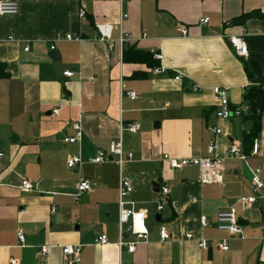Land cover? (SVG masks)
Wrapping results in <instances>:
<instances>
[{
    "label": "crops",
    "instance_id": "1",
    "mask_svg": "<svg viewBox=\"0 0 264 264\" xmlns=\"http://www.w3.org/2000/svg\"><path fill=\"white\" fill-rule=\"evenodd\" d=\"M0 1L19 7L16 16L0 17V65L8 75L0 80V264H67L64 246L80 247L73 264H264V201L247 209L237 203L251 194V169H260L264 182V116L256 138L258 155L248 156L245 163L226 160L221 184H201L195 168L172 171L162 162L164 155L204 157L211 142L222 158L232 142L241 148L251 123L242 117L217 119L212 89H226L235 108L244 106L246 88L264 85V17L229 25L245 13L264 15V0ZM122 15L125 20H120ZM202 18L209 24L199 26ZM74 24L77 33L72 32ZM101 24L111 26L114 41L120 33L128 38L121 50L115 45L109 52L98 40L96 26ZM177 26H184L187 36H180ZM241 28L246 30L245 59L236 58L222 37ZM69 34L80 41L64 40ZM126 47L159 52L157 66L168 73L154 76V67L123 62ZM66 72L72 76L66 77ZM175 73L182 74L181 82L172 79ZM120 79L123 93L134 91L137 100L122 94ZM194 86L198 93L192 91ZM75 123L81 127V140L66 144L63 139L73 137ZM132 124H139L135 134H120V125L125 129ZM214 128L219 135H213ZM119 137L123 153L133 156L131 162L118 167L116 157H109L100 165L66 167L69 157L108 152ZM120 179L133 186L126 202L145 211V226L149 223L147 243L138 244L132 254L116 246ZM21 180L38 182L36 191L20 193ZM81 180L92 187L75 201L72 195ZM161 186L169 190L165 199ZM163 200L158 214L157 204ZM231 208L243 239L228 238L216 229V215ZM200 218L206 219V227H201ZM260 224L263 227L257 228ZM160 227L170 234L168 242L159 241ZM18 231L24 235L23 245ZM101 234L107 246L95 243ZM186 234L194 240H185ZM223 239L228 240L227 252L217 248ZM198 240L208 243L206 251L198 248ZM44 246L46 257L40 255Z\"/></svg>",
    "mask_w": 264,
    "mask_h": 264
},
{
    "label": "built area",
    "instance_id": "2",
    "mask_svg": "<svg viewBox=\"0 0 264 264\" xmlns=\"http://www.w3.org/2000/svg\"><path fill=\"white\" fill-rule=\"evenodd\" d=\"M125 0H119L123 2ZM19 12V7L16 2L11 1H0V17L2 16H16ZM78 17L83 19L85 17L84 10H80ZM126 15H122L120 20H125ZM209 24L208 18H202L198 21L199 26H205ZM96 31L98 33V40L101 43L107 45L109 52L113 51L115 45H118L120 50L128 42V38H125L120 33L118 40L114 41L111 36L112 28L108 25H97ZM176 31L180 36H187V29L184 26H177ZM262 34L264 35V27H262ZM144 36V35H143ZM142 36V37H143ZM57 40L60 39L59 35L56 36ZM222 37L226 40L230 50L233 55L239 59H245L248 57V49L245 42L246 30L244 28L240 29L239 33L236 34H222ZM66 41H80V39L71 34L65 36ZM29 49L25 48L24 52H27ZM50 51H54V47L50 46ZM153 60L159 62L161 54L157 51L151 52ZM151 74L154 76H162L168 73V70L163 66H156L151 71ZM66 77H71L72 73L66 72L64 74ZM175 82H181L183 76L181 73L173 74L172 78ZM125 86L123 85L122 80L120 79V91L125 95L129 100L135 101L138 99V94L134 91H124ZM192 91L195 93L199 92V88L194 86ZM212 94L217 102L218 110L215 113V117L221 120H229L230 118H240L243 115L248 114V109L246 106L242 107H231L229 104L228 91L224 88H213ZM53 114L57 115V111H53ZM74 131L73 137H67L63 139V142L66 144H74L80 142L82 137L81 127L78 123L72 125ZM125 130L131 134H135L139 130V124H132L125 129L120 125V134ZM214 136L220 134L218 128L212 130ZM259 148L258 139H254L252 142V147L249 155H244L241 151L240 145L236 143H231L228 154L225 158L219 157L216 154V145L215 142H211L207 145L206 155L201 158H191V159H176L171 158L167 155L162 157V162L167 165V167L172 171H180L184 168L192 167L195 168L198 172V181L204 185H213L221 184L224 176V163L226 160H240L246 162L247 157L257 156ZM3 157V154L0 153V159ZM109 157H116V164L118 167H121L123 164L131 162L133 160L132 154H124L122 151L121 138L119 137L118 142L112 143L109 146L108 152L98 151L94 156L87 157L82 159L78 156H72L67 159L66 167L69 170H74L77 167H81L84 164L91 165H100L108 161ZM250 173V184H251V194L249 196H242L237 200V203L241 206L242 209H247L253 206L258 200L264 201V182L260 178L261 171L260 169H251ZM37 184L30 182L28 180H21L18 190L22 194H30L36 191ZM91 184L88 180H81L75 187V192L72 195L75 201H79L80 197L88 193L91 190ZM133 192V186L131 182L127 179H120L118 186V242L116 244L119 251L126 250V252L132 254L134 253L136 246L140 243H147L148 241V231L145 226L146 221V212L143 210H135L134 204L126 202ZM159 192L163 199H165L169 190L165 186L159 188ZM165 200L157 204L156 212L159 214L163 210V205ZM201 227H206V219L200 218ZM216 229L219 232L227 234L228 238L236 237L243 239V228L239 224V218L237 216L236 210L234 208L229 209L226 212H220L216 215L215 218ZM159 241L161 243L168 242L171 239L170 234L165 227L159 228ZM132 236L133 241H128V237ZM17 240L20 245L24 243V235L21 231L16 233ZM185 240L191 241L194 240L192 234H186ZM96 244L101 246H107L108 241L105 234H101L95 240ZM197 246L200 250L206 251L208 249V243L204 240H198ZM264 246V241H263ZM218 250L222 252H227L228 240L223 239L217 243ZM48 248L46 246L40 249V255L46 257ZM80 252L79 246H64L61 250L62 256L67 264H73V259L78 256ZM10 264H16L15 261H10Z\"/></svg>",
    "mask_w": 264,
    "mask_h": 264
},
{
    "label": "trees",
    "instance_id": "3",
    "mask_svg": "<svg viewBox=\"0 0 264 264\" xmlns=\"http://www.w3.org/2000/svg\"><path fill=\"white\" fill-rule=\"evenodd\" d=\"M264 15L257 11L245 13L230 21V26H241L246 21L253 18H261ZM123 62L143 64L147 68L152 69L157 66V61L152 60V55L149 52L135 51L132 48L126 47L123 51ZM244 71L248 77H251V72L244 65ZM242 102L248 109V114L242 116L243 121L251 123V130L244 133L241 141V151L244 155H249L254 139L259 137L262 129V118L264 116V85L250 86L242 93Z\"/></svg>",
    "mask_w": 264,
    "mask_h": 264
},
{
    "label": "water",
    "instance_id": "4",
    "mask_svg": "<svg viewBox=\"0 0 264 264\" xmlns=\"http://www.w3.org/2000/svg\"><path fill=\"white\" fill-rule=\"evenodd\" d=\"M72 32L73 33H77V30H76V25L74 24V26L72 27ZM51 57L53 60L57 61L58 60V55L56 53H52L51 54ZM8 78V75L4 73V66L0 65V80H3V79H7ZM156 125V124H155ZM154 125V126H155ZM13 137L11 138V141L13 142ZM18 141V140H17ZM16 142V141H15ZM156 220L157 222L160 221V218H159V215H156ZM257 228H260V227H263V224H260L259 226H256Z\"/></svg>",
    "mask_w": 264,
    "mask_h": 264
},
{
    "label": "rangeland",
    "instance_id": "5",
    "mask_svg": "<svg viewBox=\"0 0 264 264\" xmlns=\"http://www.w3.org/2000/svg\"><path fill=\"white\" fill-rule=\"evenodd\" d=\"M150 220H151V222L154 223V219H153V217L151 215H150ZM146 227L149 229V223L148 222L146 223Z\"/></svg>",
    "mask_w": 264,
    "mask_h": 264
}]
</instances>
